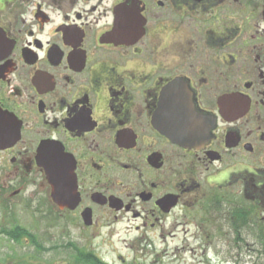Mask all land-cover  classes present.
<instances>
[{"label": "flooded vegetation", "instance_id": "obj_1", "mask_svg": "<svg viewBox=\"0 0 264 264\" xmlns=\"http://www.w3.org/2000/svg\"><path fill=\"white\" fill-rule=\"evenodd\" d=\"M189 232L264 264V0H0V264Z\"/></svg>", "mask_w": 264, "mask_h": 264}, {"label": "rangeland", "instance_id": "obj_2", "mask_svg": "<svg viewBox=\"0 0 264 264\" xmlns=\"http://www.w3.org/2000/svg\"><path fill=\"white\" fill-rule=\"evenodd\" d=\"M191 235L180 234L177 244L171 247L132 249L129 255L121 246L117 251L127 257L126 264H254L248 249L225 248L215 243L208 247L194 242ZM111 258L109 249L102 247L100 259L111 263Z\"/></svg>", "mask_w": 264, "mask_h": 264}, {"label": "water", "instance_id": "obj_3", "mask_svg": "<svg viewBox=\"0 0 264 264\" xmlns=\"http://www.w3.org/2000/svg\"><path fill=\"white\" fill-rule=\"evenodd\" d=\"M44 170L48 182L53 189V199L58 205H62L63 189L67 187V175L64 165H40Z\"/></svg>", "mask_w": 264, "mask_h": 264}]
</instances>
